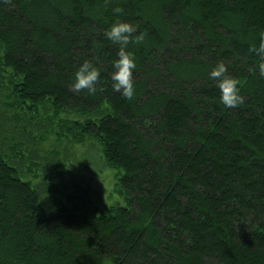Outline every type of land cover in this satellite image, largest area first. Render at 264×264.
I'll return each instance as SVG.
<instances>
[{"label":"trees","instance_id":"trees-1","mask_svg":"<svg viewBox=\"0 0 264 264\" xmlns=\"http://www.w3.org/2000/svg\"><path fill=\"white\" fill-rule=\"evenodd\" d=\"M118 19L145 32L131 99L111 86ZM262 38L264 0H0V264H264ZM85 59L94 92L73 88ZM88 140L116 171L107 209L72 177L89 164L68 163Z\"/></svg>","mask_w":264,"mask_h":264},{"label":"clouds","instance_id":"clouds-1","mask_svg":"<svg viewBox=\"0 0 264 264\" xmlns=\"http://www.w3.org/2000/svg\"><path fill=\"white\" fill-rule=\"evenodd\" d=\"M115 11L119 12L117 8ZM137 27L127 20L113 22L106 35L114 42L119 43L118 58L113 61L111 72L112 88L131 99L135 94L133 71L137 67L135 53L128 48L130 41L140 42L145 38V32H137ZM135 34V35H133ZM260 59L258 65L261 75H264V38L258 45L252 46ZM101 68L97 67L91 60L85 59L74 72L73 88L80 90L87 88L94 92L100 80ZM209 75L217 80V87L220 90V100L227 107H237L242 104L244 98L240 91V81L227 72V65L219 61L210 69Z\"/></svg>","mask_w":264,"mask_h":264},{"label":"rangeland","instance_id":"rangeland-1","mask_svg":"<svg viewBox=\"0 0 264 264\" xmlns=\"http://www.w3.org/2000/svg\"><path fill=\"white\" fill-rule=\"evenodd\" d=\"M53 141V135H51L47 141L42 142L40 144V151L45 152L54 148L52 146ZM71 152L72 154L68 159L69 165L74 164L75 166V162L78 163L82 161H85V163L89 164V168L85 171L82 172V170H77V172L73 173L72 175L75 180L84 185V187L88 188V191L83 193V198L85 200H88L89 198V200L94 205L98 206L101 209H107L112 205L120 203L122 197L120 196L118 189L114 188L117 183V180L115 179L116 171L103 165L100 159V152L97 148V145L92 140L86 143L84 142L82 144H74L73 148H71ZM28 163L26 162L23 164L24 170L28 168ZM59 170L60 169H55L52 172H48L50 175L53 176V185L59 183ZM26 173L27 178H31L32 175H35L36 177L41 176L44 177L45 180L50 182L46 175L43 174V171L40 168H32L31 173ZM69 190L67 192H69Z\"/></svg>","mask_w":264,"mask_h":264}]
</instances>
